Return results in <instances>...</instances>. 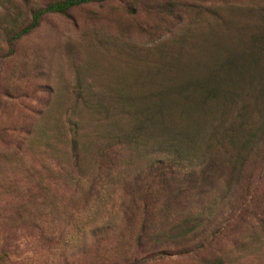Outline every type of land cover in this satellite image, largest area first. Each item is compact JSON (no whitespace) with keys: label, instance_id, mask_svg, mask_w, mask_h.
Masks as SVG:
<instances>
[{"label":"rangeland","instance_id":"obj_1","mask_svg":"<svg viewBox=\"0 0 264 264\" xmlns=\"http://www.w3.org/2000/svg\"><path fill=\"white\" fill-rule=\"evenodd\" d=\"M54 1L0 0L5 264H123L125 257L126 264H257V253L238 241L245 226L242 197L264 193V165L252 172L250 189L236 186L223 201L216 200L220 186L187 191L178 201L146 170L163 153L131 159L114 148L106 156L115 140L111 125L99 121L98 105L114 114L120 97L156 90L168 73L155 71L173 65L171 57L183 50L193 57L204 39L211 44L218 34L216 21H244L238 9L264 6V0H92L44 16L10 43L35 10ZM72 120L83 159L78 169L69 158ZM141 169L144 188L125 192L124 179L132 182ZM188 222L197 229L178 239V231L192 227Z\"/></svg>","mask_w":264,"mask_h":264},{"label":"trees","instance_id":"obj_2","mask_svg":"<svg viewBox=\"0 0 264 264\" xmlns=\"http://www.w3.org/2000/svg\"><path fill=\"white\" fill-rule=\"evenodd\" d=\"M91 1L47 3L31 14L29 24L12 35L10 43L30 34L44 16L63 15ZM238 10L245 13L244 21L236 23L225 18L216 21L219 32L212 36L211 44L205 45L206 38L202 41L201 52L196 51L191 57L190 52L183 50L178 57H171L173 65L165 64L157 69V74L167 72L168 75L167 81L156 90L120 97V112L114 114L98 105L103 114L99 121L111 125V138L115 140V145L106 148V156H110L114 148L120 156L131 159L141 154L163 153L164 157L151 159L146 170L162 191H169V196L178 201L187 191L207 186H220L223 196L216 200L223 201L231 196L236 186L250 189L252 172L264 165V6ZM221 32L225 34L221 35ZM225 40L229 42L228 46ZM72 122L69 158L78 169L83 160L82 151L78 123ZM150 146H156L158 151L143 153L142 149L145 152ZM142 171H137L132 182L124 179L125 192L131 186L144 188ZM242 201L246 202L244 215H241L245 226L238 242L246 252L257 253V264H261L264 193L252 196L250 201L244 196ZM185 225L192 227L178 231V239L197 229L191 222ZM234 252L232 249L231 253ZM231 258L228 256L229 260ZM8 261L6 251L2 250L0 264ZM127 262L125 257L123 264Z\"/></svg>","mask_w":264,"mask_h":264}]
</instances>
